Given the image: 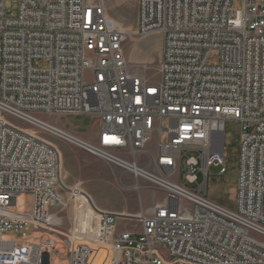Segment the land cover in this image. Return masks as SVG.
<instances>
[{
  "label": "built area",
  "instance_id": "built-area-1",
  "mask_svg": "<svg viewBox=\"0 0 264 264\" xmlns=\"http://www.w3.org/2000/svg\"><path fill=\"white\" fill-rule=\"evenodd\" d=\"M232 1L138 0L130 31L102 0H19L16 11L0 0V264H51L56 239L65 264H264V0ZM155 31L158 81L124 49L129 34ZM63 113L94 115L98 129L81 137L42 116ZM228 119L242 124L235 211L205 197L209 168L226 170ZM37 128L147 178L163 199L136 216L101 208L62 182L60 151ZM184 152L196 191L175 178ZM21 193L31 212L12 209ZM9 230L45 233L18 243Z\"/></svg>",
  "mask_w": 264,
  "mask_h": 264
},
{
  "label": "rangeland",
  "instance_id": "rangeland-1",
  "mask_svg": "<svg viewBox=\"0 0 264 264\" xmlns=\"http://www.w3.org/2000/svg\"><path fill=\"white\" fill-rule=\"evenodd\" d=\"M134 2L135 0H127L129 17L126 22L120 20L124 24L122 26L130 31L132 30L129 28V25L134 23ZM111 3L112 7L110 10L116 17L118 15L117 5L113 2ZM5 5L7 8L16 11L19 6V0H5ZM243 7V0L232 1L231 9H241ZM163 42L164 35L160 31L141 36L129 34L124 43L125 54L132 64H146L147 74L153 80L158 81L160 79L159 67L163 61ZM39 62L42 66H47L48 64L43 59ZM217 62L218 57L216 55L208 59L209 64H215ZM35 64L37 65V63ZM42 116L57 122L61 127L81 137L91 136L98 129V120L91 114L77 115L63 113L60 115L42 114ZM164 123L166 125L167 120ZM36 130L40 136L46 138L58 147L62 159V182L67 186H73L79 183L85 191L91 194L101 208L112 210L119 214L136 216L142 209L151 207L163 199L165 195L164 191L147 178L142 176L136 178L122 166L107 162L81 146L67 141L50 131L42 128H37ZM165 138L166 134L164 133L163 139ZM224 140L226 170L221 172L220 166L217 165H212L209 168L205 197L223 207L235 211L238 204V182L242 143V124L239 120L228 119L226 121ZM189 154L198 153L190 151ZM186 155L187 153L184 152L180 174L176 175L175 178L181 184H186L196 191V183L186 182V170L184 168ZM199 178V181L203 182L205 177L203 174H199ZM57 187H59L58 184ZM32 208V193L19 194L16 204L12 206V209L19 212H31ZM119 222L123 224L124 219L120 217ZM44 233V231H28L24 234L20 230H9L4 233V239L15 240L18 243L22 241L39 242ZM56 240L62 253L59 256H53L51 264H65L68 262L67 247L61 240Z\"/></svg>",
  "mask_w": 264,
  "mask_h": 264
},
{
  "label": "crops",
  "instance_id": "crops-1",
  "mask_svg": "<svg viewBox=\"0 0 264 264\" xmlns=\"http://www.w3.org/2000/svg\"><path fill=\"white\" fill-rule=\"evenodd\" d=\"M102 2H103V5H104L107 13L110 16H112L117 22H119L120 24L124 25L121 21L126 22L127 18L129 17V14H128L129 12L127 10L128 9L127 0H102ZM111 2H113V3H115L117 5L116 8L118 9V15L116 17L114 16V14H112V11L110 10L111 7H112V3ZM133 15H134V23L132 25H129V28L131 30H135L137 28V22H138V0H135V2H134ZM131 26H136V27H131Z\"/></svg>",
  "mask_w": 264,
  "mask_h": 264
}]
</instances>
